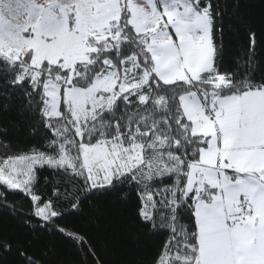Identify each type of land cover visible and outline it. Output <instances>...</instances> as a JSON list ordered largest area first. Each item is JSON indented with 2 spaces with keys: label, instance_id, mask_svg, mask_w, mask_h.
Listing matches in <instances>:
<instances>
[{
  "label": "snow or ice",
  "instance_id": "obj_1",
  "mask_svg": "<svg viewBox=\"0 0 264 264\" xmlns=\"http://www.w3.org/2000/svg\"><path fill=\"white\" fill-rule=\"evenodd\" d=\"M101 227L117 264H264V0H0V264H105Z\"/></svg>",
  "mask_w": 264,
  "mask_h": 264
},
{
  "label": "trees",
  "instance_id": "obj_2",
  "mask_svg": "<svg viewBox=\"0 0 264 264\" xmlns=\"http://www.w3.org/2000/svg\"><path fill=\"white\" fill-rule=\"evenodd\" d=\"M231 53L226 55L225 64L227 65L230 61ZM40 194L44 195L45 190L42 188ZM18 196L10 195V200L18 199ZM29 205H26L28 207ZM120 209L112 208L109 209L110 216L109 219L117 220L120 218ZM4 227H12L13 222L10 218L4 216L2 217ZM71 224L75 227H80L82 230H88L89 226L86 222V218L83 220H73L69 218ZM93 234V242L97 244L98 247L103 245L105 240H108L109 243L107 248H102L101 255L105 261V264H117L118 261L126 258L127 248L118 241H113L109 233L101 227L100 229H91ZM56 247V261L57 264H81V256L73 247L70 241L61 240L53 241ZM129 244L131 242H128Z\"/></svg>",
  "mask_w": 264,
  "mask_h": 264
}]
</instances>
